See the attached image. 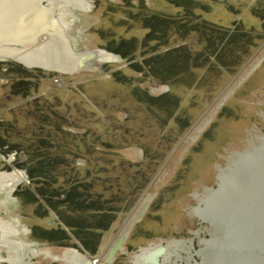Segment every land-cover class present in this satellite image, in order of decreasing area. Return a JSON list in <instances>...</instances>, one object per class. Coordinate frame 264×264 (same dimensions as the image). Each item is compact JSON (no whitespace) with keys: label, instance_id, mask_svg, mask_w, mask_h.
I'll return each mask as SVG.
<instances>
[{"label":"rangeland","instance_id":"rangeland-1","mask_svg":"<svg viewBox=\"0 0 264 264\" xmlns=\"http://www.w3.org/2000/svg\"><path fill=\"white\" fill-rule=\"evenodd\" d=\"M90 4L86 12L71 8L78 16L76 54L96 50L98 69L63 73L10 58L0 62V174L18 170L25 177L13 189L0 186V218H18L17 228L27 229L16 240L59 255L70 252L65 247L70 240L45 242L41 236L64 224L61 216L73 225L82 223L79 232L98 223L97 208L109 209L114 221L107 229L85 234L90 242L101 236L94 255L75 248L84 264L88 255L102 263L123 233V249L110 264H141L144 258H138L154 245H169L172 253L183 243L179 251L187 257L190 247L202 248L199 240L210 235L208 225L193 214L194 203L233 154L264 139V0ZM256 17L263 21L260 26ZM211 24L240 28L224 47ZM182 45L181 55L189 56L183 80L182 69L165 71L161 62L174 52L170 60L177 63ZM101 52L117 60L101 59ZM32 163L45 171L55 167L54 191L60 184H79L82 212L51 210L28 176ZM30 252L17 253L25 254V264H72L65 257L52 260ZM103 253L102 260L97 258ZM0 256L8 258L0 264L19 263L20 257L9 262L3 250Z\"/></svg>","mask_w":264,"mask_h":264},{"label":"water","instance_id":"water-1","mask_svg":"<svg viewBox=\"0 0 264 264\" xmlns=\"http://www.w3.org/2000/svg\"><path fill=\"white\" fill-rule=\"evenodd\" d=\"M48 13L52 15L51 11ZM213 188L219 190L214 192ZM207 197L211 198L209 205L205 203ZM146 206L145 202L140 207L139 218ZM193 214L208 225L210 235L199 240L203 247L185 257L186 260L192 264H264V139L233 154L213 186L194 203ZM124 236L123 233L110 246L102 263L113 261L114 254L122 249ZM160 247L154 264H158L159 254L165 252ZM73 254L72 264H78L74 259L79 258ZM85 259V264L93 262L90 255Z\"/></svg>","mask_w":264,"mask_h":264},{"label":"bare ground","instance_id":"bare-ground-1","mask_svg":"<svg viewBox=\"0 0 264 264\" xmlns=\"http://www.w3.org/2000/svg\"><path fill=\"white\" fill-rule=\"evenodd\" d=\"M40 1L41 0H0V61H4L5 58H10L24 66H37L63 73L72 71L75 67H84L89 71L98 69L101 60L99 59V61L96 62L98 58L96 50L86 49L87 52L81 53L78 56L75 55L78 51L77 44L80 37L75 30L77 29L76 24H78V19L72 15H69L70 18L63 15L60 16L61 13L55 16L54 10L49 8L50 5L47 7L43 4L42 7ZM64 10L66 12L64 15H67L68 8L64 6ZM49 11L52 12V15H48ZM101 53L104 55L100 57L101 59H116L111 54ZM0 178L7 180L1 181L0 186H2V184L5 186L12 184L11 187H9L12 188L15 182H19L21 178L25 177L24 173L13 171L9 174H0ZM6 202H8V200ZM8 222L7 230L1 231L0 233L3 238H11L14 234L21 236L25 233L26 228L22 224L20 230L17 226L13 227L10 221ZM19 243L28 246L26 243L20 241H14L12 245ZM158 247H153V249L151 248L146 251V253H150L147 254L148 257L144 258L147 260L144 264L154 261L156 257L155 254L161 251V247ZM163 249L167 248L164 247ZM72 253H74L73 255L75 257L79 258L74 259V262L83 264L78 252L75 250L72 251L71 257ZM72 258L68 259L71 263ZM6 260L7 259H0V262Z\"/></svg>","mask_w":264,"mask_h":264},{"label":"trees","instance_id":"trees-1","mask_svg":"<svg viewBox=\"0 0 264 264\" xmlns=\"http://www.w3.org/2000/svg\"><path fill=\"white\" fill-rule=\"evenodd\" d=\"M235 26L236 25H233L230 28V31H228L229 29H226V28L222 29L220 26L215 25V24H211V26L209 25L208 27H210L211 30H215L216 32H218L217 38L219 37L220 40L223 39L221 46L223 45L224 47H226V44H228L227 41L230 40L233 36V33L236 32V30H238L240 28L239 27L238 29L234 30ZM241 35H244V34H241ZM178 48H179V50L177 53L178 54L177 63L174 64V59H173V61L170 60L171 54H174V52H170L169 54L167 53V55H164V57L162 58L163 61H161V62H162V66L165 65V67H164L165 71L182 69L183 72L181 75L179 74V77H180V79L183 80V78H185V73L187 71L186 69L188 68L187 62H188L189 56L188 55H184V56L181 55L182 51L184 52L186 50V45H182ZM178 48L177 47L174 48L175 49L174 51H176V49H178ZM168 51H170V50H168ZM169 61L172 62L174 65L169 67V65H170ZM175 66L177 68H175ZM199 69H201V68H199ZM32 166L33 167L28 170V172H29L28 176L31 179V182L36 184L35 186H36L37 193L41 194L44 197L46 205L51 210H54L57 213L59 210H65V209H71L73 211H81L82 212V210L80 209L81 205H82L80 192L77 193V191L79 189V184H73V185H71V188H69L67 186H63L60 184L57 187V189H55V191H54L53 188H54V184L56 183V181H55V177L53 176V172L58 173V171H55V167L53 168V170L45 171V170H42L41 167H39L40 166L39 164H37L35 166L34 163H32ZM42 175L43 176L49 175V177L44 179V180H39L38 178H40V176H42ZM35 178L38 180L37 182H34ZM39 182H41V184H42L41 187L38 185ZM69 189H72V193L69 192ZM49 192H50V194H49ZM89 192H91V190H89ZM93 205H94V203H91V209L93 208L92 207ZM108 210L103 209V208H97L99 219H97L96 222H98V223H96V224L94 223L92 225L91 229H83V230H79V232H77V231H78V228L80 227L79 225H82V223L77 222L79 225H73V222H70L61 216V219L63 220L64 224L59 225L60 228L58 226V229H57L58 231L55 229H48V231L45 233L47 236L46 237L41 236V237L43 238V240H45V242H53L55 239L61 240L60 238L65 237L64 239L70 240V243H68L67 245L65 244L66 245L65 247L73 248V249H75V248L77 249V247H81L82 249L89 250V252L94 255V253L97 251L98 245L101 242V236L97 234L96 238L92 242H90V241H86V235L85 234H88L89 232H92V231H96L97 229L99 230V234H100V232H103L104 230L107 229V226L110 225L112 221H114V219H113L114 215L112 216V214H111V217H110L109 212L111 210H109V211ZM61 212H63V211H60V213ZM36 213L37 212L35 211V214ZM37 215L39 217L44 216V215H41L40 213H37ZM74 226H75L76 230H74ZM66 228H67V231H66ZM34 230H39V228L38 227L34 228L33 232H34ZM55 231L60 232V233L55 235V233H56ZM35 232H38V231H35ZM68 234H70V235H68ZM57 236L59 238H57ZM37 238H38V236H37ZM52 238H54V239H52ZM59 242H61V241H59Z\"/></svg>","mask_w":264,"mask_h":264},{"label":"flooded vegetation","instance_id":"flooded-vegetation-1","mask_svg":"<svg viewBox=\"0 0 264 264\" xmlns=\"http://www.w3.org/2000/svg\"><path fill=\"white\" fill-rule=\"evenodd\" d=\"M44 5H46L47 7L50 5L49 8L54 10L53 12H55V14H54L55 16H57V14L61 13L60 16L63 15V16H67L68 18H70L69 15H72L73 17H76L77 19H78V16L76 15V13H74L75 11L73 9H71L72 7H75V9H77V10L79 9V11H84V12L91 10L90 0H46V3H44ZM64 6H65V8H68L67 15H64V13H66L65 10H64ZM57 19H58V17H57ZM115 58L117 59V57H115ZM0 62H2V61H0ZM16 171H18V170H16ZM13 188H14V186L12 187V189ZM213 189H214V192H217L219 190V188H213ZM210 201H211V198L207 197L206 200H205V203H207L206 205H209L211 203ZM0 205H1V202H0ZM12 220H13V222L15 224L12 222ZM10 223H12L16 227V226L19 225L20 222H19L18 218H15V219H10ZM8 224H9L8 220H6L4 218H0V233H1V231H6L7 230ZM24 234H27V229L25 230ZM17 235L18 234H14L11 238H3L2 235L0 234V251H2V250L5 251L7 253V256L9 257L10 261H14L13 260L14 258H19L20 257V256L18 257V253H17L18 251L31 250L30 253H32L33 255H38L39 256L40 254H42L43 256L45 255L46 257H48V258H50L52 260L54 258L59 259V257L60 258L65 257V262H67V261H70L68 259L72 258L70 252L75 250V249L73 250V248H67L68 250H70V252L69 251H65L62 254L59 253V255L58 254H56V255L55 254H51V252L49 251L48 248H44V249H47V250H41L40 249L41 247H35V245H33L32 242H28V241L25 242L24 240H16L15 238H16ZM18 236H20V235H18ZM11 239L13 240L12 242H14V241L22 242L23 241V243H26L28 246H25V245H23L21 243L12 245ZM182 244L183 243H181L179 246L177 245V248H173L172 249V253L170 251H168V250H170L169 247H168L169 245H165V247H167V249H165V252H163L161 255L159 254V256H158V264H163L162 263V259L163 260H165V259L167 260L166 264H192L191 261L186 260L185 256L181 255V251H179V247L182 246ZM20 246H22V247H20ZM158 246H163V245H154V246H151L149 248L153 249V247L155 248V247H158ZM122 249H123V245H122ZM194 251H195L194 246L190 247V253H193ZM12 252L15 253L14 258H13ZM149 253H146L145 255H142L138 259L141 260V259H143L145 257H148L147 254H149ZM102 255L103 254L97 256V258H101ZM24 256H25V254L18 259V261H19L18 264H20V263L25 264ZM90 256H91V258L95 257L93 255H90ZM178 256L181 258V260L178 259ZM136 258H137V256L134 257L135 260H136ZM0 259H7L8 260V258H3L1 256H0ZM101 260H102V258H101ZM145 260L146 259H144L143 262H141V264H144V262L146 263L147 260L146 261ZM2 262H5V261H2ZM90 264H101V263H99V260H98L97 262H92ZM107 264H110V263H107ZM149 264H154V263L152 262V263H149Z\"/></svg>","mask_w":264,"mask_h":264},{"label":"crops","instance_id":"crops-1","mask_svg":"<svg viewBox=\"0 0 264 264\" xmlns=\"http://www.w3.org/2000/svg\"><path fill=\"white\" fill-rule=\"evenodd\" d=\"M247 12H249L250 14L252 13V11L250 10V9H248L247 10ZM252 15L254 16V14L252 13ZM255 17V16H254ZM257 18V17H256ZM241 20V24L242 25H244L243 23H242V18H241V15L239 14H236L235 15V20ZM258 19V18H257ZM250 22V19L248 20V23ZM263 21L262 20H260V19H258V22H257V25H258V23H259V26L261 25V23H262ZM219 26H221V25H219ZM246 26V25H245ZM222 27V26H221ZM250 28L249 29H255L254 27H251V25L249 26ZM259 28V27H258ZM263 59V58H262ZM262 63V62H261ZM261 63H260V65H261ZM102 241V240H101ZM102 243H103V241H102ZM102 245V244H101ZM104 248V244L101 246V249H103Z\"/></svg>","mask_w":264,"mask_h":264},{"label":"built area","instance_id":"built-area-1","mask_svg":"<svg viewBox=\"0 0 264 264\" xmlns=\"http://www.w3.org/2000/svg\"><path fill=\"white\" fill-rule=\"evenodd\" d=\"M96 261H97V260H96ZM96 261H95V262H96Z\"/></svg>","mask_w":264,"mask_h":264}]
</instances>
